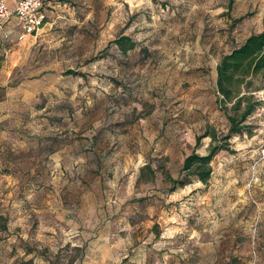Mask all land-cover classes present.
Wrapping results in <instances>:
<instances>
[{
  "label": "crops",
  "instance_id": "obj_1",
  "mask_svg": "<svg viewBox=\"0 0 264 264\" xmlns=\"http://www.w3.org/2000/svg\"><path fill=\"white\" fill-rule=\"evenodd\" d=\"M16 2L8 0L11 10ZM65 2L44 0L47 19ZM215 4L216 8L196 18L183 48H178L176 39L137 41L121 34L130 37L135 47L122 53L113 44L111 57L95 62L109 73L103 72L109 76L105 83L115 86L117 110L115 117L102 118L97 130L40 131L7 124L11 113L2 106L13 95L5 85L7 70L23 62H14L16 53L21 55L34 44L39 33H24L14 15L5 22L0 29V264H168L166 256L120 253L118 234L115 239L113 234L110 237L111 227L103 224L112 221L118 231L138 228L146 219L153 224V213L159 210L157 224L161 228L155 235L162 244L167 243L185 228L178 204L185 192L190 203H196V214L207 217L199 222V230L191 227V231L197 232L199 248L208 250L205 255L209 263H253L254 258L260 259L259 254H264V221L253 232L251 255H246L237 240L245 233L243 222L237 219L238 206L243 207L238 201L232 203L239 198L232 189L226 193L224 188L221 197L215 192L216 178L225 177L216 160L223 150L211 162L207 184L193 180L169 191L171 184L165 178V174L177 178L184 158L193 150L207 154L210 138L201 139L200 150H205L200 152L195 148L197 136L206 130L228 132L226 114L217 104L216 67L223 55L264 30V0L248 4L255 7L250 15L245 11L238 14L224 2ZM158 42L160 48L165 42L172 45L154 51L160 50L155 46ZM144 103L149 110L142 109ZM246 136L232 135L227 149ZM146 165L152 174L143 170ZM225 170L229 171L227 167ZM63 226L79 231L80 235L69 242L78 251L74 255L57 253L66 241L59 243L49 236ZM88 233L94 246L89 249ZM181 261L182 257L176 256L170 264Z\"/></svg>",
  "mask_w": 264,
  "mask_h": 264
},
{
  "label": "rangeland",
  "instance_id": "obj_2",
  "mask_svg": "<svg viewBox=\"0 0 264 264\" xmlns=\"http://www.w3.org/2000/svg\"><path fill=\"white\" fill-rule=\"evenodd\" d=\"M216 1L218 4L224 2L227 7L232 5L231 8L236 9L238 14L246 12L250 15L251 11L255 10L253 4L248 6L249 3H255V0H66L50 15L48 23L37 31L39 34L35 43L27 47L21 55L16 53L14 62H23L16 68L7 70L8 79L5 85L8 93L13 94L12 99L2 106L11 113L7 124L40 131L47 128L57 131L69 128L97 130L101 127L102 118L115 117L117 111L115 86L105 83L109 76H105L103 72L109 73L100 64H95L96 61H106L107 56L111 57L112 41L121 34H126L137 41L144 38L153 41H161L163 38L169 41L176 39L179 41L178 48L186 47L183 42L189 41L188 37L195 26L196 18L216 8ZM177 35L180 36L179 39L176 38ZM159 43L155 45L158 49ZM171 45L165 42L162 48ZM162 48L154 51H162ZM68 70L74 71L75 74H66ZM110 73L114 74L113 71ZM263 86L264 78L258 75L253 79L249 90L255 92V88ZM217 104L220 105L219 102ZM147 105L148 103H144L142 106L144 111L149 110ZM248 122L250 134L235 140L232 146L216 156L225 177L216 178L215 185L219 190L215 188V192L221 197L224 188L226 193L232 189L239 198L232 203L238 201L243 207L238 206L237 211L242 213H239L237 219L243 222L245 233L237 240L242 244L246 255H251L249 253L252 251L253 232H257L264 221V158L259 160L262 141L256 113ZM220 130L221 128L218 131L221 132ZM201 146L202 144H199L197 148L203 152L205 148L200 150L203 148ZM226 164L229 171L225 170ZM189 198L185 192L178 203L182 209L181 217L183 221L186 220L185 228L167 243L162 241V244L161 239L155 235L161 228L157 224L160 221L159 210L157 214L153 213V224L146 219L147 221L138 228H122L118 231L112 221H107L103 227L106 225L112 228L109 229V234L110 237L113 234L114 239L115 234H118L122 254L166 256L168 264L176 256L182 257L180 264H211L205 255L208 250L199 248L196 244L197 232L191 231V227L199 230V222H205L207 217L196 214V203L191 204ZM221 199L219 201H222ZM113 202L112 198L110 203ZM88 217L91 218L90 215ZM101 224L102 222L99 225ZM74 230L76 229H64L63 226L61 230H56L55 235H49L59 243L66 241L57 248V253H78L69 243L80 235L79 231ZM42 235L48 236L44 231ZM90 236L92 235H88V249L94 247L90 244ZM197 253L195 260L190 259L191 255L195 256ZM259 256L260 259L254 258L253 263L240 261V264H264V254L260 253Z\"/></svg>",
  "mask_w": 264,
  "mask_h": 264
},
{
  "label": "trees",
  "instance_id": "obj_3",
  "mask_svg": "<svg viewBox=\"0 0 264 264\" xmlns=\"http://www.w3.org/2000/svg\"><path fill=\"white\" fill-rule=\"evenodd\" d=\"M112 42L122 53L135 47L131 38L124 35ZM216 72V91L219 106L224 110L229 122L228 132L221 134L215 130H206L197 136L195 147H198L202 138H210L207 154L200 155L193 150L184 158L177 178L165 174L166 180L171 184L169 191L190 184L193 180L207 184L212 173L211 162L220 150L227 149L228 139L234 134H250L249 124L246 122L256 113L261 103L257 93L264 89L263 86L255 88V92L249 90L256 76L264 78V30L250 35L239 47L223 55ZM66 74L75 72L68 70ZM143 170L146 174L153 173L150 165H146Z\"/></svg>",
  "mask_w": 264,
  "mask_h": 264
},
{
  "label": "built area",
  "instance_id": "obj_4",
  "mask_svg": "<svg viewBox=\"0 0 264 264\" xmlns=\"http://www.w3.org/2000/svg\"><path fill=\"white\" fill-rule=\"evenodd\" d=\"M12 15L16 17L17 24L26 34L35 33L47 22L44 0H17L12 10L8 6V0H0V29ZM257 94L261 101L256 116L258 117V131L262 141L259 160H262L264 158V89Z\"/></svg>",
  "mask_w": 264,
  "mask_h": 264
}]
</instances>
